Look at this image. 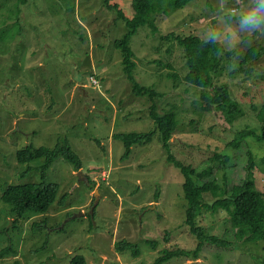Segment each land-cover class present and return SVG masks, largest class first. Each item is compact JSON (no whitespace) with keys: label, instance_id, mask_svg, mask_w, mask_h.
<instances>
[{"label":"rangeland","instance_id":"rangeland-1","mask_svg":"<svg viewBox=\"0 0 264 264\" xmlns=\"http://www.w3.org/2000/svg\"><path fill=\"white\" fill-rule=\"evenodd\" d=\"M109 1L134 16L133 0ZM257 2L195 0L170 16L158 15V33L142 26L130 42L136 80L163 94L155 98L160 114L172 111L179 120L172 153L198 170L213 166L214 177L228 190L242 183L247 164V147L234 152L228 144L241 129L260 134L262 126L257 114L264 105V56L241 63L251 47L264 46V7L256 8ZM107 3L0 0V264H70L76 255L87 264H151L167 246L197 247L185 223V179L168 162L160 135L134 145L125 160L124 142L114 139L119 133L150 132L156 124L149 96L136 95L124 73L114 42L127 28ZM254 9L258 20L247 23L245 16ZM172 33L223 44L215 84L228 85L244 111L233 124L219 111L200 110L202 90L186 82L185 50L166 38ZM169 73H176V80ZM255 137L247 142L256 157L257 188L264 192V143ZM58 144L70 145L82 169L60 155L47 171V181L60 186L56 203L48 213L17 218L2 194L10 185L40 182L45 161L21 164L17 151ZM216 154L231 161L213 162ZM228 216L204 210L197 223L206 233L224 235ZM123 239L137 243L140 254L119 252L116 244ZM152 239L159 241L157 250L146 243ZM228 250L206 247L198 259L165 264H261L264 241L236 243Z\"/></svg>","mask_w":264,"mask_h":264},{"label":"trees","instance_id":"trees-1","mask_svg":"<svg viewBox=\"0 0 264 264\" xmlns=\"http://www.w3.org/2000/svg\"><path fill=\"white\" fill-rule=\"evenodd\" d=\"M193 1L195 0H133L134 16L129 18L117 3L111 4L107 0L109 9L117 11L119 18L125 21L127 28L122 38L114 42L115 47L122 53L124 73L132 83L136 95L149 96L152 102L151 117L156 124V128L150 132L119 133L114 137L125 144L126 152L122 157L125 160L131 155L134 145L149 143L156 134L160 135L162 145L167 152L168 162L178 168L184 176L183 191L187 201L185 223L189 226L191 234L198 240L197 247L191 251L178 247H165L151 264H165L177 257L198 259L206 247L222 252L228 249L230 251L236 243L264 241V192L257 188L254 175L256 157L247 142L248 137L256 136L259 141L264 143V105L257 114L262 123L260 134L256 129H244L238 132L235 139L228 144V147L234 152H240L238 150H241L243 145L247 147V164L243 181L240 184H234L228 190L226 183L222 186L214 177L213 166L198 170L191 165L183 164L176 158L171 151V138L179 126L176 113L169 111L160 114L157 111L158 105L155 98L163 94L150 87L140 85L134 75L137 64L130 42L139 28L147 25L153 33H158V15L170 16L177 10L189 6ZM255 7L263 8L264 0H258ZM166 38H172L185 50L188 73L184 78L187 83L201 88L200 110L203 112L219 111L228 124H233L240 116L242 117L244 111L240 103L233 99L230 87L226 84H215V76L221 73L223 68L221 58L225 51L223 44L217 40L203 39L193 34L180 36L172 33ZM234 53L235 51L227 52L229 56H233ZM263 56L264 46L255 45L241 57V63L250 64ZM168 75L170 78L173 76L174 80L178 76L176 73ZM60 155L74 164L77 170L82 169L81 158L69 144H58L55 148L28 146L17 151V159L21 164L30 163L36 159L45 160L44 164L39 167L40 182L10 185L2 194V200L11 206L12 213L17 218L27 217L30 214L48 213L52 205L56 203L60 186L47 181V171ZM230 161V157L226 154H216L213 158V162L220 164H227ZM207 195H211L214 200H207ZM204 210L212 213L223 210L228 213L224 235L206 233L204 228L198 225V218ZM43 225L45 223L37 226L40 228ZM165 239L169 241V235ZM146 243L154 250H157L159 245V241L155 239L146 240ZM10 248L1 251V255H4ZM116 249L119 252L130 250L134 256L140 254L137 243L128 242L126 239L119 241L116 244ZM70 264H87V259L83 255H76L71 259ZM261 264H264V258Z\"/></svg>","mask_w":264,"mask_h":264},{"label":"clouds","instance_id":"clouds-1","mask_svg":"<svg viewBox=\"0 0 264 264\" xmlns=\"http://www.w3.org/2000/svg\"><path fill=\"white\" fill-rule=\"evenodd\" d=\"M259 11V9H254L252 10L250 13H248L246 16H245V21L247 23H256L258 18L256 16V12Z\"/></svg>","mask_w":264,"mask_h":264},{"label":"bare ground","instance_id":"bare-ground-1","mask_svg":"<svg viewBox=\"0 0 264 264\" xmlns=\"http://www.w3.org/2000/svg\"><path fill=\"white\" fill-rule=\"evenodd\" d=\"M131 18H132V17H131ZM2 32H3V31H2ZM3 39H4V38H3ZM3 39H2V40H3ZM4 41H5V40H4ZM7 41H8V40H7ZM93 75H94V74H93ZM93 75H92V76H93ZM172 78H173V76H172ZM95 79H96V77H95ZM174 79H175V78H174ZM96 80H97V79H96ZM185 80H186V79H185ZM217 85H218V84H217ZM160 95H161V94H160ZM199 102H200V101H199ZM150 110H151V109H150ZM202 111H203V110H202ZM159 113H160V112H159ZM240 117H241V116H240ZM240 117H239V118H240ZM247 128H248V127H247ZM241 130H242V129H241ZM241 130H240V131H241ZM255 138H256V137H255ZM114 139H115V138H114ZM161 142H162V141H161ZM143 144H144V143H143ZM17 161H18V160H17ZM185 201H186V200H185ZM52 206H53V205H52ZM117 252H118V251H117ZM138 255H139V254H138ZM177 258H178V257H177Z\"/></svg>","mask_w":264,"mask_h":264},{"label":"built area","instance_id":"built-area-1","mask_svg":"<svg viewBox=\"0 0 264 264\" xmlns=\"http://www.w3.org/2000/svg\"><path fill=\"white\" fill-rule=\"evenodd\" d=\"M93 81H94L95 83H97V81H96V80H94V79H93Z\"/></svg>","mask_w":264,"mask_h":264}]
</instances>
